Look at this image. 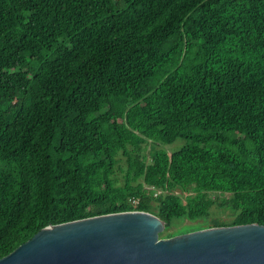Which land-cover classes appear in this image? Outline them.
Returning <instances> with one entry per match:
<instances>
[{
    "label": "trees",
    "instance_id": "obj_1",
    "mask_svg": "<svg viewBox=\"0 0 264 264\" xmlns=\"http://www.w3.org/2000/svg\"><path fill=\"white\" fill-rule=\"evenodd\" d=\"M134 210L264 225V0H0V258Z\"/></svg>",
    "mask_w": 264,
    "mask_h": 264
},
{
    "label": "water",
    "instance_id": "obj_2",
    "mask_svg": "<svg viewBox=\"0 0 264 264\" xmlns=\"http://www.w3.org/2000/svg\"><path fill=\"white\" fill-rule=\"evenodd\" d=\"M146 211L87 217L41 229L0 264H264V225L209 227L161 238Z\"/></svg>",
    "mask_w": 264,
    "mask_h": 264
},
{
    "label": "rangeland",
    "instance_id": "obj_3",
    "mask_svg": "<svg viewBox=\"0 0 264 264\" xmlns=\"http://www.w3.org/2000/svg\"><path fill=\"white\" fill-rule=\"evenodd\" d=\"M185 144V140L183 139H178L173 143H154L152 141H150L148 143V150L150 152H154L156 150H161V151H165L167 153H172L174 151H177L179 149L182 148V146ZM176 193L181 194L184 198L186 197V193L182 192L181 190H176ZM213 215L217 214L219 212V210L214 207L212 209ZM225 219H229V217L227 216V214L223 213L222 214ZM177 223H180L181 225H185V224H189L192 223V221H190L189 219H184V220H178L176 221Z\"/></svg>",
    "mask_w": 264,
    "mask_h": 264
},
{
    "label": "built area",
    "instance_id": "obj_4",
    "mask_svg": "<svg viewBox=\"0 0 264 264\" xmlns=\"http://www.w3.org/2000/svg\"><path fill=\"white\" fill-rule=\"evenodd\" d=\"M134 202H136V201H134Z\"/></svg>",
    "mask_w": 264,
    "mask_h": 264
}]
</instances>
